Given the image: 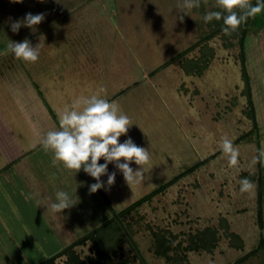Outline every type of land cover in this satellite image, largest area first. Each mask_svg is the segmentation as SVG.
Wrapping results in <instances>:
<instances>
[{
	"label": "rangeland",
	"instance_id": "1",
	"mask_svg": "<svg viewBox=\"0 0 264 264\" xmlns=\"http://www.w3.org/2000/svg\"><path fill=\"white\" fill-rule=\"evenodd\" d=\"M182 3L0 0V128L9 138H17L24 150L37 147L27 154L25 170L0 173V205L13 221L10 227L23 222L27 231L38 226L35 233L29 232L32 238L27 239V232L21 241L23 245L26 240L23 246H27L34 240L36 250L29 254L23 249L18 264H25L27 257L41 263L47 254L113 216L114 209H123L163 183L167 184L161 191L123 215L149 264H174L155 253L159 231L176 236L175 242L182 245L200 234L217 237L212 251L187 249L190 264H264V245L258 247L264 225L257 214L258 174L264 170L259 162L251 165L264 147V30L249 34L243 45L238 34L224 33L223 20L204 21L210 11L227 15L216 0H200L198 8L185 10L187 14L181 13ZM27 13H43L45 19L35 31L22 26L13 32L11 23ZM25 39L41 45L36 63L8 52V43ZM93 94L115 102L131 118L135 124L128 136L151 154L152 169L133 189L122 172L109 164V174L116 173L115 184L105 190L108 176L104 175L105 188L90 194V185L97 181L83 170L75 176L62 163L53 164V153L37 141L47 132L43 127L59 129L58 113ZM223 137L240 151L238 169L228 166L220 148ZM11 166L15 169L16 164ZM20 174L26 177L21 179ZM244 178L253 185L250 194L240 192ZM21 185L29 187V201L20 196ZM59 190L79 202L63 213L52 214L49 208L48 219L61 220L54 230L45 216L28 226L19 206L31 202L30 210L35 211V201L39 207L55 203ZM7 231L14 236L13 230ZM109 239L117 256L123 251L142 264L131 240L122 239L118 245ZM2 249L8 251L5 243L0 244V260L5 258L1 264H7ZM184 250L177 247L170 252ZM76 251L82 258L93 255L92 242L77 245ZM65 258L57 261L66 264Z\"/></svg>",
	"mask_w": 264,
	"mask_h": 264
},
{
	"label": "clouds",
	"instance_id": "2",
	"mask_svg": "<svg viewBox=\"0 0 264 264\" xmlns=\"http://www.w3.org/2000/svg\"><path fill=\"white\" fill-rule=\"evenodd\" d=\"M12 3H23V0H11ZM43 2V0H42ZM59 2V0H58ZM217 5L227 15H223L225 27L224 33L238 30L240 25L249 17L264 11V0H257L253 5L252 0H216ZM200 6V0H183L179 6L181 13L187 14L185 10H191ZM183 15L180 20H183ZM220 11H210L204 15L205 22L213 19L220 20ZM43 13H27L22 20L11 23V30L19 32L22 26L33 31L37 25L43 22ZM40 43L33 46L31 41L25 39L22 42L11 41L7 45L8 52L18 60L36 63L40 56ZM59 129L49 130L44 135L41 144L43 149L53 153V164L62 163L63 167L75 174L83 170L93 177L97 182L89 187V192L96 193L105 188L101 180L104 175L108 176L107 188L115 184L116 173L109 174V164L122 172L126 183L133 189L134 185L145 180V173L150 172L151 154L147 148L138 146L128 136L129 130L135 124L115 102L103 98L99 94L83 96L73 102L70 108L58 113ZM128 136L121 143L120 138ZM223 154L227 157L230 168L240 167V151L228 137H223L220 143ZM101 159L105 162L100 163ZM257 162L264 163V147L259 150L258 156H254L251 165ZM135 163L140 166L134 170L131 165ZM240 192L251 193L253 185L247 178L240 180ZM79 200H74L69 193L59 190L56 192V202L50 205L53 213H63L65 209H71Z\"/></svg>",
	"mask_w": 264,
	"mask_h": 264
},
{
	"label": "trees",
	"instance_id": "3",
	"mask_svg": "<svg viewBox=\"0 0 264 264\" xmlns=\"http://www.w3.org/2000/svg\"><path fill=\"white\" fill-rule=\"evenodd\" d=\"M257 0H254L252 3L255 5ZM222 18L218 21L222 22ZM221 29L225 27L224 22L220 25ZM261 30H264V11L255 15L254 17H249L246 22L242 23L238 30L233 31L231 33L238 34L242 44L244 45L246 38L249 34L257 33ZM172 61V60H170ZM246 65L243 66L246 74V78H248V71L246 69ZM54 117L56 116V112L49 106ZM103 159H101L100 163ZM13 162L6 165L3 169L12 165ZM260 170H264V163L259 162ZM262 172V171H261ZM259 173L257 176L259 177V188H258V221L261 225H264V173ZM183 173V172H182ZM181 173V174H182ZM181 174L177 175L180 176ZM167 183H163L158 186L156 189L152 190L150 193L140 197L136 201L127 205L123 209H114L116 210L113 216L105 219L102 223H99L94 228L84 232L82 235L75 238L72 242L55 249L51 254H49L41 263L39 264H61L57 261L59 257L63 255L66 256L65 263L66 264H139L135 259L126 255L123 251L119 253L117 256L118 250L111 244L110 239L117 240V244L120 245L122 239H129L133 243L132 246L136 248V253L138 255V259H140L142 264H149L145 259L144 255L139 250L136 242L131 238L128 227L123 219V215L126 213L132 212L134 209H137L143 202L147 201L157 193L161 191L162 188ZM106 201H108L109 205L112 206L110 198L105 195ZM130 236V237H129ZM217 239L215 235L200 234L197 235V239L194 238L186 245H182V242H175L176 236L170 237L165 235V233L159 231L155 233V253L157 255H163L166 259L174 264H190V260L188 258L187 249H196L205 248L207 251H212V248L215 246L214 241ZM88 242H92V247L94 250L93 255H86V257L82 258L78 252L76 251L77 245H85ZM120 243V244H119ZM179 243V244H178ZM178 244V245H177ZM264 245V236L260 238V243L258 247ZM179 247L182 251L185 252L179 253L175 251V253L171 254V250L177 249ZM114 255L118 258L114 259ZM136 255V256H137Z\"/></svg>",
	"mask_w": 264,
	"mask_h": 264
},
{
	"label": "crops",
	"instance_id": "4",
	"mask_svg": "<svg viewBox=\"0 0 264 264\" xmlns=\"http://www.w3.org/2000/svg\"><path fill=\"white\" fill-rule=\"evenodd\" d=\"M33 125H36V124L34 123ZM0 126H2V125H0ZM40 126H43V124H41ZM43 130L48 131L44 127H43ZM44 135L45 134H43V135L41 134L40 139L37 140L39 144H41V141H42ZM36 149H37V147H32V148H29L27 150H24L20 141L17 138H15L13 135L11 138H9V136H7L5 131L2 128H0V173L4 172L5 170L6 171L10 170V169L11 170H25L23 168H25L24 162H27L26 159H28V157H26L27 154L30 152H33ZM13 161L16 164L15 169L13 168L14 166H11V167L9 166V167L3 169L6 165L10 164ZM34 167H35V165H34ZM30 170H32V169H30ZM20 175L21 176L19 178H21V179L23 177H26L25 175L23 176V174H20ZM21 188H24L28 192V194H26L24 192V189H20V196H22L23 198H26V201H29V196L31 193V191L28 190L29 187L27 185H21ZM30 199H31V196H30ZM20 201L23 203V200H20ZM30 203L28 202L26 207L21 206V205L19 206L21 208V212L24 213L23 216H24L25 222L28 224V226H31V223L36 224V220H38V216H39V219H41L40 216H42L43 219L45 216L46 221L48 220L49 228H52L53 230L55 228H57L56 224L58 222H61V220L59 219L58 222H55L56 220L52 221L53 220L52 219L50 221V219H48V217L51 216V214L47 213L48 211H50L49 210L50 205H51L50 203H47L45 206L42 205V207H39L37 205V202L35 201L34 202L35 204L33 205V208H32V209H35V211L30 210L31 209V207L29 206ZM0 207H1V211H0V240L1 241H0V244L5 243V247L8 249L7 252H6V249H2L1 251L4 253L3 254L4 256L7 255V259H6V261H8L7 264H18V262H21V260H22L21 258H22V254H23V249L26 250L29 254H32L31 251L36 250L37 246L34 245V242H35L34 240L31 239L27 246H23V245H26V240H25V243L23 245H22L21 241L24 240L25 235H28V234H26L27 232L28 233L31 232V234L35 233L37 231L38 226L33 225V227L31 226L32 227L31 230L27 229V231H25V228H23V225H22L23 222L20 224L15 223L14 227H10V225L12 224L13 221L12 220L9 221V219L7 218V212L5 210V206L3 207V205H0ZM37 207L40 209V212L38 211ZM36 210L38 211L39 215L37 214ZM13 212L15 213V211H13ZM52 214H54V213L52 212ZM8 215L11 218V215L10 214H8ZM16 218L18 220L19 216ZM8 222L10 224H8ZM9 228H10V230H13L15 232L13 237H12V234L9 231H7V229H9ZM2 229L5 230V233H3L1 231ZM31 234L29 233L27 239L32 238ZM17 241L19 242V244L21 243L20 246H18L19 244L16 245ZM27 252L25 254H28ZM50 252H52V251H50ZM29 254H28V256H29ZM47 256H48V254H47ZM44 259H42L41 261H43ZM0 261H3V262H0V264L5 263V258L0 260ZM25 261H27L25 264H38L37 262L32 261L29 257H27Z\"/></svg>",
	"mask_w": 264,
	"mask_h": 264
}]
</instances>
